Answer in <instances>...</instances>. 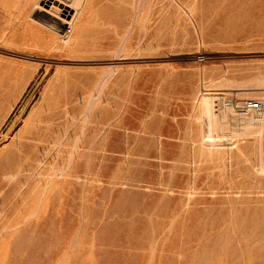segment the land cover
<instances>
[{
	"label": "rangeland",
	"instance_id": "374dc122",
	"mask_svg": "<svg viewBox=\"0 0 264 264\" xmlns=\"http://www.w3.org/2000/svg\"><path fill=\"white\" fill-rule=\"evenodd\" d=\"M83 2L70 23L0 0V264H264V137L210 138L202 104L264 98V0L221 35L187 14L194 38L107 46Z\"/></svg>",
	"mask_w": 264,
	"mask_h": 264
},
{
	"label": "crops",
	"instance_id": "0c3cea01",
	"mask_svg": "<svg viewBox=\"0 0 264 264\" xmlns=\"http://www.w3.org/2000/svg\"><path fill=\"white\" fill-rule=\"evenodd\" d=\"M36 1L25 0V6L10 11L30 12ZM244 6L245 0H84L76 25L81 34L92 21L93 43L98 46L117 43L116 38L127 28L161 31L163 38H175L180 36L181 21L185 35L190 31L194 38L193 26L187 17L191 14L198 35L205 38L209 35L207 30L216 36L229 29L227 14L244 12Z\"/></svg>",
	"mask_w": 264,
	"mask_h": 264
},
{
	"label": "bare ground",
	"instance_id": "6f19581e",
	"mask_svg": "<svg viewBox=\"0 0 264 264\" xmlns=\"http://www.w3.org/2000/svg\"><path fill=\"white\" fill-rule=\"evenodd\" d=\"M47 5L42 7L49 13H62L71 11V19L62 17L63 20L70 23L75 21V16L78 9L82 5V0H42ZM38 4V3H37ZM74 11V12H73ZM72 38H70L71 40ZM66 44L69 40L65 41ZM224 93H204L202 96L203 111L206 114L207 121L209 122V137H214V132L218 131L222 122L238 124L245 132L259 133V136L264 137V122L261 117V113L256 110H250L246 113H238L231 108L226 107L222 98ZM225 127V126H224ZM226 129V128H225ZM236 130V128H234ZM242 129V130H243ZM239 130V129H238ZM237 131V130H236ZM216 134V133H215ZM207 135V134H206ZM249 135V134H248ZM208 138V137H207ZM260 139V138H259ZM262 141V140H261ZM263 143V142H262Z\"/></svg>",
	"mask_w": 264,
	"mask_h": 264
},
{
	"label": "built area",
	"instance_id": "2783aa9c",
	"mask_svg": "<svg viewBox=\"0 0 264 264\" xmlns=\"http://www.w3.org/2000/svg\"><path fill=\"white\" fill-rule=\"evenodd\" d=\"M72 31V27L70 23H67V28L65 34H69ZM206 56L204 54H198L196 60L198 62H205ZM223 104L231 108L232 110L240 113H246L250 110L259 111L262 115V120L264 122V98H237L235 96L232 97H223Z\"/></svg>",
	"mask_w": 264,
	"mask_h": 264
}]
</instances>
